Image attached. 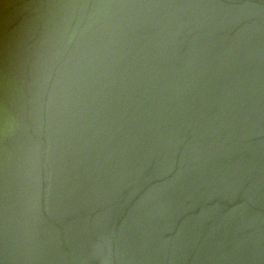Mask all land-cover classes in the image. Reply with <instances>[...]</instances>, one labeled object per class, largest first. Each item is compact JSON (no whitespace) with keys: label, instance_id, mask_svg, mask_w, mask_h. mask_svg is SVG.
<instances>
[{"label":"water","instance_id":"obj_1","mask_svg":"<svg viewBox=\"0 0 264 264\" xmlns=\"http://www.w3.org/2000/svg\"><path fill=\"white\" fill-rule=\"evenodd\" d=\"M0 264H264V0H0Z\"/></svg>","mask_w":264,"mask_h":264}]
</instances>
